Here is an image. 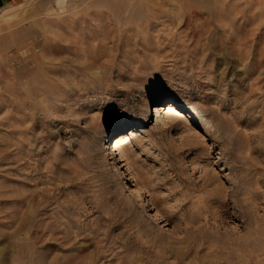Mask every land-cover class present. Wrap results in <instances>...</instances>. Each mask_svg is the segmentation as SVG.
Wrapping results in <instances>:
<instances>
[{"label":"rangeland","instance_id":"374dc122","mask_svg":"<svg viewBox=\"0 0 264 264\" xmlns=\"http://www.w3.org/2000/svg\"><path fill=\"white\" fill-rule=\"evenodd\" d=\"M4 26L0 264H264V0H37Z\"/></svg>","mask_w":264,"mask_h":264},{"label":"bare ground","instance_id":"6f19581e","mask_svg":"<svg viewBox=\"0 0 264 264\" xmlns=\"http://www.w3.org/2000/svg\"><path fill=\"white\" fill-rule=\"evenodd\" d=\"M154 109H153V116H155L156 118H159L160 116H162L161 114H162V112L164 113H166V112H168L169 114L170 113H175V115H176V113H177V109H176V107H175V105L173 104V103H168L167 105H165V106H154L153 107ZM166 115V114H165ZM168 115V114H167ZM170 115H172V114H170ZM134 123V122H133ZM123 128V127H125V125H122V126H119V129L120 128ZM118 128H116V131H118L119 130ZM123 141V137L121 136V135H117V136H115L113 139H112V141H111V144H112V149H117L118 148V146H119V144L121 143ZM108 150V149H107ZM118 150V149H117ZM116 151V150H115ZM108 154V153H107ZM112 155H113V153H111ZM104 155V154H103ZM111 155V156H112ZM117 167V166H116ZM117 170V169H116ZM115 173V172H114ZM116 174H118V173H116ZM121 175V174H120ZM121 177V176H120ZM119 179V178H118ZM119 181V180H118ZM133 193H134V195L136 196L135 198H137L136 200H141V196H140V194H139V192L138 191H135V190H133ZM141 202V201H140ZM141 204H143V203H141ZM142 206V205H141ZM147 207V206H146ZM151 217L152 218H155V219H158L159 220V222L161 223V224H163V226H164V224H165V221L164 220H162V218H160L159 217V215L155 212L153 215H151Z\"/></svg>","mask_w":264,"mask_h":264},{"label":"crops","instance_id":"0c3cea01","mask_svg":"<svg viewBox=\"0 0 264 264\" xmlns=\"http://www.w3.org/2000/svg\"><path fill=\"white\" fill-rule=\"evenodd\" d=\"M37 0H0V33L5 30V21L16 15V10L36 3Z\"/></svg>","mask_w":264,"mask_h":264}]
</instances>
